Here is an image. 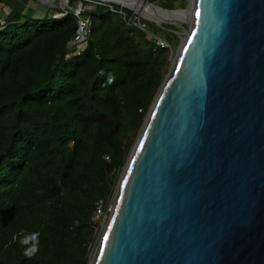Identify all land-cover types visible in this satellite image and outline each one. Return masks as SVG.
<instances>
[{
	"label": "water",
	"instance_id": "1",
	"mask_svg": "<svg viewBox=\"0 0 264 264\" xmlns=\"http://www.w3.org/2000/svg\"><path fill=\"white\" fill-rule=\"evenodd\" d=\"M194 1L87 264H264V0Z\"/></svg>",
	"mask_w": 264,
	"mask_h": 264
},
{
	"label": "trees",
	"instance_id": "2",
	"mask_svg": "<svg viewBox=\"0 0 264 264\" xmlns=\"http://www.w3.org/2000/svg\"><path fill=\"white\" fill-rule=\"evenodd\" d=\"M67 1L41 17L10 8L0 24V264H87L95 202L113 193L166 70L169 47L109 0H80L86 45L65 56L78 25ZM22 232L40 233L31 260Z\"/></svg>",
	"mask_w": 264,
	"mask_h": 264
},
{
	"label": "rangeland",
	"instance_id": "3",
	"mask_svg": "<svg viewBox=\"0 0 264 264\" xmlns=\"http://www.w3.org/2000/svg\"><path fill=\"white\" fill-rule=\"evenodd\" d=\"M12 1L15 5L17 4L18 8L21 7L19 10L17 9L18 11H20L25 16H31V17H41L46 12L47 13L54 12L56 7L58 9L62 10V9H66L69 6V3L67 0H49V1L53 2L55 5H52L49 3L45 4V3H42L40 0H25V1H23V0H12ZM76 1H77V4H76L75 8H77L79 6V4L81 3L80 0H76ZM90 1L91 0H87V2L85 3V5H83V7H87V8L91 7L92 5L89 3ZM109 1H112V0H109ZM149 1H151V0H149ZM161 1L162 0H152L151 2H153L159 6H162ZM46 2H47V0H46ZM112 2H114V1H112ZM13 3L10 2V4H9L7 2V4H5V5L0 3V12H3L4 8L5 9L6 8L7 9L12 8V5H14ZM115 3H117V2H115ZM119 5L125 6L124 4L123 5L119 4ZM191 5H192V0H174V7L173 8L188 9L191 7ZM81 7H82V3H81ZM126 7L130 8L132 10L133 14L131 17L133 18V20H135V22H136L135 16H139L141 21L145 22V25L142 28L148 33V35L150 37L154 38L155 40L157 38H161L167 42L166 46L169 47V55H168V61L166 64V70L164 72V74H166L168 72V70L170 69V67L172 66V63L174 62V60H175V58L179 52L181 43L183 42L182 40H184V38L182 37L183 36L182 33L185 32L186 29L180 23H171V22L164 21V20H169L168 18H170L171 16H168L167 18H164L166 16L158 17V16H155V15H157L156 12L146 13V12H141L139 9L133 8L130 5L129 6L127 5ZM154 7L157 8L158 10H161L160 8H158L156 6H154ZM162 7H164V6H162ZM44 8H45V10H44ZM142 9L144 11H147L150 8L145 7ZM158 10H156V11H158ZM161 11H163V10H161ZM177 13H180V15H182V14H186L187 12L181 11V12H177ZM58 14L59 13H56L55 15H58ZM152 14H154V15H152ZM163 23H165L166 26H163L162 25ZM153 24H156L159 27L156 30H154ZM166 31L172 32L170 39H168L166 37ZM140 130H141V127L139 128V130L135 134L133 141L130 145V148L134 144ZM130 148H129V150H130ZM128 153H129V151H128ZM128 153H127V156H128ZM127 156H126V158H127ZM123 166H124V164H123ZM123 166H122L121 170L123 169ZM121 170L118 173V178H117V181H116L114 189H113V193H112L113 196L115 195V192H116V187H117L119 176L121 174ZM103 229H104V227H103ZM102 232L103 231L98 232V230H97V232L93 231V238L91 239L90 243L88 244V260H87V263L95 251V248H96V246L100 240Z\"/></svg>",
	"mask_w": 264,
	"mask_h": 264
},
{
	"label": "built area",
	"instance_id": "4",
	"mask_svg": "<svg viewBox=\"0 0 264 264\" xmlns=\"http://www.w3.org/2000/svg\"><path fill=\"white\" fill-rule=\"evenodd\" d=\"M82 9L81 3L77 8H75V14L78 16V25L73 32V35L69 41L70 48L65 53V56L69 57L75 53H78L83 49L86 45L87 34L89 31V17L79 15L80 10ZM10 11V9H5L3 11V16L0 17V24L5 22V15ZM60 12L58 15L62 14ZM139 15V14H138ZM136 17V24L140 27L145 25V22L141 21L139 16ZM135 21V20H134ZM156 41L161 45H167V42L164 39L157 38ZM112 196V197H111ZM114 208V196L111 194L109 197H100L95 202V207L91 216V220L93 223L94 232L103 231V227H105L108 217ZM103 229V230H102Z\"/></svg>",
	"mask_w": 264,
	"mask_h": 264
},
{
	"label": "bare ground",
	"instance_id": "5",
	"mask_svg": "<svg viewBox=\"0 0 264 264\" xmlns=\"http://www.w3.org/2000/svg\"><path fill=\"white\" fill-rule=\"evenodd\" d=\"M112 1L120 3L122 5L124 4L125 6L130 5L133 8L139 9L141 12H146V13L156 12L157 15H155V16H158V17L166 16L164 18H167L168 16H171L170 18H168L169 20H164V21H168L171 23H180V22H178V20L186 19L189 16V13L193 11V8L191 9V7H190L187 10H175V11L173 10V11L169 12V11H166V10L161 9L160 7L156 6V7L160 8L161 10H163V11H161V10H158L157 8H155L154 6L147 4L146 2H144L142 0H112ZM194 4H195V1L192 0V5H194ZM141 7L142 8H145V7L148 8L149 7L150 9L147 11H144ZM156 10H158V11H156ZM181 11H185L187 13L182 14V15H180V13H177V12H181ZM152 15H154V14H152ZM184 28L186 29V31L182 33L183 38H185L186 33L189 31L188 28H186V27H184Z\"/></svg>",
	"mask_w": 264,
	"mask_h": 264
},
{
	"label": "clouds",
	"instance_id": "6",
	"mask_svg": "<svg viewBox=\"0 0 264 264\" xmlns=\"http://www.w3.org/2000/svg\"><path fill=\"white\" fill-rule=\"evenodd\" d=\"M40 233L30 232L21 233L19 236H13V241H17L23 248V256L29 260L34 258L39 252Z\"/></svg>",
	"mask_w": 264,
	"mask_h": 264
},
{
	"label": "crops",
	"instance_id": "7",
	"mask_svg": "<svg viewBox=\"0 0 264 264\" xmlns=\"http://www.w3.org/2000/svg\"><path fill=\"white\" fill-rule=\"evenodd\" d=\"M3 1H4V2H3L4 5L7 4V2H8L9 4H10V2L13 3L12 0H3ZM5 1H6V2H5ZM23 1H25V0H23ZM40 1H41L42 3H45V4L48 3V2H46V0H40ZM13 4H14V3H13ZM12 8H14V9H16V10H17V9L19 10L21 7L18 8V7H17V4H16V5L14 4V5H12ZM44 10H45V8H44ZM2 13H3V12H0V17L3 16Z\"/></svg>",
	"mask_w": 264,
	"mask_h": 264
},
{
	"label": "snow or ice",
	"instance_id": "8",
	"mask_svg": "<svg viewBox=\"0 0 264 264\" xmlns=\"http://www.w3.org/2000/svg\"><path fill=\"white\" fill-rule=\"evenodd\" d=\"M200 14H199V12H197V16H199ZM105 239H107V237H105Z\"/></svg>",
	"mask_w": 264,
	"mask_h": 264
}]
</instances>
